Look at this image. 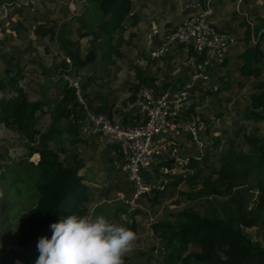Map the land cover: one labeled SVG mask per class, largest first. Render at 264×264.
Segmentation results:
<instances>
[{
    "label": "rangeland",
    "instance_id": "rangeland-1",
    "mask_svg": "<svg viewBox=\"0 0 264 264\" xmlns=\"http://www.w3.org/2000/svg\"><path fill=\"white\" fill-rule=\"evenodd\" d=\"M131 2V14L137 16L136 23L133 25V21H129L125 30L114 36L107 52L93 36L79 38V35L94 30L88 26L92 12L86 9L83 0H39L32 8L12 12L10 18L0 24V77L3 76L6 57L12 56L22 71L19 85L28 101L45 103L47 109L61 97L60 79L69 84L80 77L81 85L88 83L83 96L93 102L94 108L105 101L111 108L113 119L125 109L127 104L124 103L131 97L132 89L143 86L138 75L155 79L151 87L157 90L177 86L189 77L195 59L189 58V48L185 46H172L159 54L162 39L170 29L202 8L206 0ZM210 7L213 15L208 22L215 28L216 22L222 23L223 28L218 30L231 34L236 43L227 53L226 65L213 70L212 83L209 90L201 95L200 104H195V113L201 116L207 128L200 135L201 150L198 151L203 150L205 155V147L212 145L214 139H219V151L226 141L233 139L236 169L239 173L246 171L248 185L235 190L229 198L212 196L188 201L185 195L200 189V186L192 189L181 180L179 177L185 178L187 174L186 170H181L163 193L153 190L134 202L131 184L122 170V155L117 154L115 147L105 146L97 136L86 139L79 136L83 141L71 147V153L85 161V168L79 175L91 193L88 214L103 215L110 222L129 228L136 234L132 251L125 256L130 264H162L158 252L160 243L152 226L164 221L172 222V215L183 210L226 220L241 208L245 216L254 217L257 223L254 228L243 229L244 235L264 249V210L259 206L264 170L257 169L255 157L249 161L242 158L250 154L244 136L264 135V123L242 120L244 107L250 96L255 94L257 80L244 79L237 71V56L244 49V29L240 26L244 19L236 12L247 14L256 26L264 19V0H252L247 5L239 0H211ZM101 21L100 17L97 23ZM37 29L42 31L38 35ZM60 35L78 42L81 58L93 48L96 60L85 68L74 66L59 45ZM48 126V120L42 118L37 128L39 132H45ZM238 129L240 133L235 136ZM28 146L19 135L0 126V167L21 161ZM37 159V156H32L29 161L35 163ZM212 161L211 168L217 170L220 164L216 158ZM178 180L180 182L175 183ZM6 191L7 183L0 185V264H17L5 257L18 250L20 216L34 205L36 197L33 194L28 202L21 200L10 208L6 206Z\"/></svg>",
    "mask_w": 264,
    "mask_h": 264
},
{
    "label": "trees",
    "instance_id": "trees-1",
    "mask_svg": "<svg viewBox=\"0 0 264 264\" xmlns=\"http://www.w3.org/2000/svg\"><path fill=\"white\" fill-rule=\"evenodd\" d=\"M5 1L0 0V5ZM83 1L86 9L92 12L88 26L94 30L79 35V38L93 36L106 52L114 36L121 34L129 21H133V25L136 23L137 16L131 14V0ZM251 1L240 2L247 5ZM19 12L21 11L18 10ZM100 17L102 21L97 23ZM251 24L252 28L244 20L240 23L244 29V49L237 56V71L244 79L257 80L255 94L250 96L245 105L242 120L259 124L264 123V19L258 21L256 26ZM36 32L38 35L42 31L37 29ZM59 45L74 66L85 68L96 60L93 48L81 58L78 42H73L66 36H59ZM188 55L196 62L200 61L190 48ZM225 65L226 60L219 67ZM22 77L18 62L12 56L6 57L3 76L0 77V126L19 135L29 146L21 161L12 166L1 165L0 185L7 183L6 206L10 208H14L21 200L28 202L33 194L36 200L20 216L18 250L10 252L5 258H11L17 264H35L39 257V238H51L50 225L53 223L72 214H88L91 193L84 184L83 177L79 175L85 168V161L76 153H71V147L83 141L79 137L78 126L85 117V111L78 103L74 89L67 81L60 79L61 97L47 109L45 103L28 101L26 93L19 85ZM138 78L147 87L155 82V79L149 77L141 78L138 75ZM87 86V82L81 85V95L86 100L88 109L95 114L112 117L111 108L105 101L94 108L93 102L83 96ZM137 88L132 89L133 93L127 103L134 99ZM226 88L229 89L230 86L226 84ZM166 89L164 87L160 91ZM42 118L49 122L45 132H39L37 128ZM239 133L240 129L235 136ZM244 140L250 147V154L242 158L249 161L255 157L254 164L257 169L264 170V135H245ZM218 145L219 139H214L212 145L205 147L202 161L192 160L186 166L188 172L185 178L179 177L192 189L200 186V189L185 195L188 201L212 196L229 198L235 190L248 185L246 171L239 173L236 169L233 139L226 141L219 151ZM115 149L121 156L117 148ZM32 156L38 157L35 163L29 161ZM215 158L220 164L217 170L211 168ZM178 182L180 181L175 183ZM259 206L264 210V187H260ZM172 218V222L164 221L152 226L160 243L158 252L162 264H264V249L250 242L243 233V229L256 227V219L245 216L241 208L226 220L201 216L190 210H183L172 215ZM124 264H130L127 257H124Z\"/></svg>",
    "mask_w": 264,
    "mask_h": 264
},
{
    "label": "built area",
    "instance_id": "built-area-1",
    "mask_svg": "<svg viewBox=\"0 0 264 264\" xmlns=\"http://www.w3.org/2000/svg\"><path fill=\"white\" fill-rule=\"evenodd\" d=\"M39 0H6L0 5V24L12 12L34 7ZM210 1L163 37L160 52L172 46L190 48L200 61L194 64L189 77L164 91L142 86L128 102L118 118L95 114L81 95V78L69 83L78 103L85 111L79 124L80 136H97L109 147H115L123 158L122 170L131 184L133 201L150 192L163 191L181 170L193 161H200V135L206 127L195 113V104L212 83V73L224 63L236 39L208 22L213 15ZM241 0H239L240 2ZM251 28L245 13L236 10ZM155 54V57H159ZM204 106V105H203Z\"/></svg>",
    "mask_w": 264,
    "mask_h": 264
},
{
    "label": "clouds",
    "instance_id": "clouds-1",
    "mask_svg": "<svg viewBox=\"0 0 264 264\" xmlns=\"http://www.w3.org/2000/svg\"><path fill=\"white\" fill-rule=\"evenodd\" d=\"M51 238L41 237L35 264H124L136 234L99 214H72L50 225Z\"/></svg>",
    "mask_w": 264,
    "mask_h": 264
},
{
    "label": "crops",
    "instance_id": "crops-1",
    "mask_svg": "<svg viewBox=\"0 0 264 264\" xmlns=\"http://www.w3.org/2000/svg\"><path fill=\"white\" fill-rule=\"evenodd\" d=\"M217 24V26H216V28L217 29H221V28H223V26L221 25L222 23H220V22H216ZM160 40H161V38H160Z\"/></svg>",
    "mask_w": 264,
    "mask_h": 264
}]
</instances>
